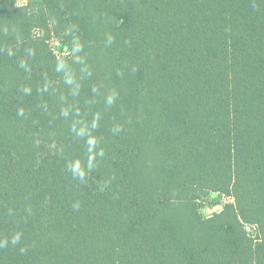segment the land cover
I'll list each match as a JSON object with an SVG mask.
<instances>
[{"label":"trees","instance_id":"1","mask_svg":"<svg viewBox=\"0 0 264 264\" xmlns=\"http://www.w3.org/2000/svg\"><path fill=\"white\" fill-rule=\"evenodd\" d=\"M0 264H264V0H0Z\"/></svg>","mask_w":264,"mask_h":264},{"label":"rangeland","instance_id":"2","mask_svg":"<svg viewBox=\"0 0 264 264\" xmlns=\"http://www.w3.org/2000/svg\"><path fill=\"white\" fill-rule=\"evenodd\" d=\"M36 2L37 0H33ZM30 3V0H17V5L18 6H26ZM35 4V3H34ZM53 48L55 49V52L58 56L64 57L65 55L70 54L69 48L63 46L62 44L58 42H53L52 43ZM218 202H221L222 205L226 204H231L234 203L232 200H230L228 197H220L219 195H212L208 200L206 205H204L200 209V213L205 217V218H211L214 216L215 213H221L223 211V207L218 205ZM249 234H255L254 231L250 228H246ZM255 236V235H253Z\"/></svg>","mask_w":264,"mask_h":264}]
</instances>
